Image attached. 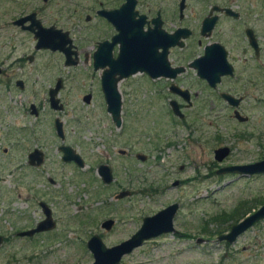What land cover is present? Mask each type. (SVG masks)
<instances>
[{
	"label": "flooded vegetation",
	"instance_id": "1",
	"mask_svg": "<svg viewBox=\"0 0 264 264\" xmlns=\"http://www.w3.org/2000/svg\"><path fill=\"white\" fill-rule=\"evenodd\" d=\"M56 1L0 0V151L5 156L13 151L18 152V162L22 165L20 170H26L32 179L38 181L49 174L47 166L53 160L54 152L63 166H75L83 171L87 167L84 157L70 144L67 120L62 118L67 110L66 93L78 81L74 80L75 76L56 74L58 62H39L41 54H60L64 59L62 65L69 73L82 62H89L93 71L88 78L91 85L96 84L97 88L86 93L83 100L89 105L101 97L117 129L123 128L125 113H131L132 95L143 92L144 95L150 93L153 96L146 109L154 108L152 102L155 99L157 110L160 108L169 115L173 114L177 124L186 128L193 137V140L187 138L189 142L194 143L195 136L200 131V122L201 127L202 122H208L211 127L219 118L225 121L227 119L234 126L248 125L252 116L263 113L264 6L260 8L257 3L251 6L239 4L241 0H59L65 4V19L68 24L59 27L60 19L57 14L61 11L56 10ZM168 2L172 4L169 5ZM82 8L85 10L84 21L80 14ZM115 12L120 13L111 17L106 15ZM74 19L78 21H73ZM78 22L80 25L76 27ZM42 29L62 31L65 47L71 48L70 51L74 53L71 55V59L76 61L74 64H67V56L63 52L38 48L37 34ZM199 65L204 66V74ZM90 76H93L92 80ZM137 78L145 80L144 86L136 84ZM110 94L121 99L120 126L109 111L107 96ZM135 109L133 115L136 114L135 111L140 113V109ZM145 115V120L153 119L150 113ZM238 135L241 138L252 137L244 133ZM199 141L196 140L197 143ZM204 141L207 144L215 142L210 137ZM213 146L211 150L217 162L222 163L232 157V147ZM69 148L80 155L84 162L83 168L75 161L65 159ZM224 148H228L229 153L222 161H218L217 151ZM134 154L143 163L148 160L145 154ZM116 155L133 157L130 151L121 149ZM139 156L146 160H141ZM262 160L264 159L260 161ZM102 166L111 169L114 177L111 184L103 182L99 174ZM226 167L229 166L222 168ZM96 173L105 187H110L116 181L114 171L108 164H101ZM20 174L22 177L19 183L25 184L22 181L27 178L26 174ZM47 181L55 183L49 177ZM185 183L184 180H178L173 188ZM24 189L36 193L38 188L29 186ZM129 192L133 194L132 191ZM175 204L179 208L173 221L174 231L170 233L177 232L175 220L181 210V205ZM39 205L43 210V218L34 228L21 229L17 234L14 232L13 237L34 244L43 234L56 229L52 203L40 200ZM172 205L174 204L168 207ZM1 209L0 222L4 214H11L9 208L3 210V213ZM108 220L113 219L103 221L101 229L110 233L115 228L116 221L114 220L113 228L107 231L103 224ZM47 221L46 227L53 225L54 228L34 235H22ZM11 224L13 223L9 225ZM167 234L169 233L145 241L142 246L125 255L119 264H126V259L135 252ZM95 236L100 237L105 245L102 234H95L87 239L85 247L93 259L88 264L95 261L89 247V242ZM0 237L3 240L0 247L10 241V237L1 229ZM238 238L231 244H235ZM121 243L112 247L105 246L110 249ZM262 248L264 258V244ZM21 254L20 260L12 258L10 261L9 256L4 258L7 259V264H40L33 254Z\"/></svg>",
	"mask_w": 264,
	"mask_h": 264
},
{
	"label": "rangeland",
	"instance_id": "2",
	"mask_svg": "<svg viewBox=\"0 0 264 264\" xmlns=\"http://www.w3.org/2000/svg\"><path fill=\"white\" fill-rule=\"evenodd\" d=\"M56 3V10L61 11L57 14L58 26L68 25L64 2ZM256 3L260 8L264 6V0L239 2L248 6ZM84 12L82 8L83 21ZM79 25L78 22L76 27ZM40 56L39 62H58L56 74L75 76L74 80L78 81L66 93L67 110L62 118L67 120L70 144L84 157L87 167L83 171L75 166H63L54 152L47 166L49 174L37 181L26 170H20L18 152L5 156L0 151V209L2 213L7 208L11 210V214L1 217L0 229L10 241L0 247V264H7L4 256H9L10 261L20 260L21 253L33 254L40 264L91 263L93 259L85 247L89 237L102 234L106 246H115L139 231L144 218L175 203L181 205L175 220L177 232L149 243L127 258L126 264H264V221L247 230L235 244L219 240L233 225L264 205V174L242 177L217 174L225 166L249 165L264 159V111L252 116L248 125L234 126L219 118L211 127L208 122H202L201 127L200 122L194 143L189 142L193 137L177 124L173 114L157 110L155 99L154 108L147 110L153 96L142 91L140 95H132L133 110L130 108L131 113H125V124L117 129L101 97L89 105L83 100L86 93L97 88L88 78L93 71L89 62H82L69 73L62 65L64 59L60 54ZM135 82L144 86L145 80L137 78ZM134 108L140 109V113L135 111L133 115ZM14 113L18 117L16 110ZM145 113H150L153 119L145 120ZM243 133L252 137L238 135ZM208 137L215 142L207 144L204 139ZM213 145L232 147V157L217 162L211 150ZM119 149L130 151L133 157L116 155ZM134 153L145 154L148 160L143 163ZM101 164L110 165L114 171L116 181L110 187H105L97 176L96 169ZM22 172L27 177L22 181L25 184L19 183ZM47 177L55 183L48 182ZM178 180L186 183L173 188ZM29 186L38 188L36 193L24 189ZM122 190L133 194L115 201ZM40 200L52 203L56 229L43 234L34 244L13 237L21 229L34 228L43 218ZM238 209L242 212L237 215ZM107 219L116 221L110 233L101 229V223Z\"/></svg>",
	"mask_w": 264,
	"mask_h": 264
},
{
	"label": "water",
	"instance_id": "3",
	"mask_svg": "<svg viewBox=\"0 0 264 264\" xmlns=\"http://www.w3.org/2000/svg\"><path fill=\"white\" fill-rule=\"evenodd\" d=\"M126 7V6H125ZM133 7V6H132ZM121 12V11H120ZM106 13L109 17L113 14L120 13ZM118 19V17H115ZM38 48L43 49H51L52 51H60L66 54V62L67 64H74L76 62L71 59V55L74 54L71 52V48L65 47V40L63 38V33L60 30L50 29V30H43L38 35ZM201 66V73L202 71L205 72L204 66ZM97 67V66H96ZM204 74V73H202ZM89 99V97L87 98ZM120 98L114 94H110L107 96V101L109 104V111L113 116L115 122H117L118 126L121 125V102ZM177 112V110H176ZM243 121V120H242ZM67 156L65 157L68 161H75L78 166L81 168L84 167V162L79 154H76L75 151L71 150L70 148L66 150ZM229 153L228 148L220 149L217 151V160L222 161L225 157H227ZM141 160H146L145 157L139 156ZM226 173H234L241 176H253V175H262L264 174V160L260 162H256L254 164H246V165H237V166H229L226 168H222L218 171V174H226ZM99 174L105 184H111L114 181V177L112 174L111 169L108 166H102L99 169ZM132 194L129 191H122L118 195L115 196V200H124L131 197ZM179 205L174 204L158 214L152 217H146L143 220V224L140 230L133 235L129 240L121 243L120 245L108 249L104 243L102 242L101 238L95 236L89 242V247L94 254L95 261L93 264H119L122 258L125 255L130 254L132 251L137 249L138 247L142 246L143 243L147 240L153 239L165 233H170L174 231L173 221L174 217L178 211ZM264 221V205L255 211L253 214L248 215L244 220L240 223L235 225L230 233L227 235L221 236L219 239L222 241H227L229 243H234L236 239L244 234L247 230L253 227L255 224ZM48 224L47 222L41 223L38 228L35 230L29 231L22 235H34L36 233L43 232L47 229L54 228L49 226L46 227ZM115 225L114 220H108L104 222L103 228L107 231H110L113 226ZM3 240L0 237V245L2 244Z\"/></svg>",
	"mask_w": 264,
	"mask_h": 264
},
{
	"label": "trees",
	"instance_id": "4",
	"mask_svg": "<svg viewBox=\"0 0 264 264\" xmlns=\"http://www.w3.org/2000/svg\"><path fill=\"white\" fill-rule=\"evenodd\" d=\"M249 210H250V208H248V211H249ZM241 212H242V209H238V210H237V215H238V214H241Z\"/></svg>",
	"mask_w": 264,
	"mask_h": 264
}]
</instances>
